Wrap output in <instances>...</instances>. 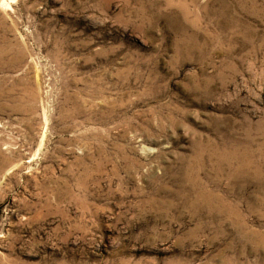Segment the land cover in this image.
<instances>
[{"label": "rangeland", "instance_id": "1", "mask_svg": "<svg viewBox=\"0 0 264 264\" xmlns=\"http://www.w3.org/2000/svg\"><path fill=\"white\" fill-rule=\"evenodd\" d=\"M0 264H264V0H0Z\"/></svg>", "mask_w": 264, "mask_h": 264}]
</instances>
